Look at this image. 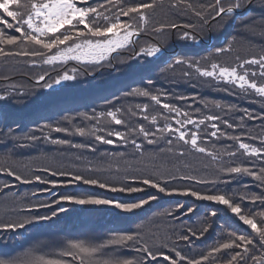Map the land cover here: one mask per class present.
I'll use <instances>...</instances> for the list:
<instances>
[{
	"label": "trees",
	"instance_id": "16d2710c",
	"mask_svg": "<svg viewBox=\"0 0 264 264\" xmlns=\"http://www.w3.org/2000/svg\"><path fill=\"white\" fill-rule=\"evenodd\" d=\"M31 2L33 0H18V4L11 5L10 8L18 13H24L26 18L24 6L30 5ZM136 2L138 0H90V3L79 5L95 7L98 4H106L114 9L120 4L128 6ZM143 2L156 5L155 10L148 15L149 30L135 39L134 46L130 43L120 49L118 54L112 56L111 62H105L102 67L84 68L76 61H68L66 64L58 63L54 66L42 65L33 68L30 60L0 57V95L10 96L7 101H0V165L11 164L28 178L40 175L44 180L57 181L61 178L51 177L43 169L78 171L92 166L98 169L96 174L100 179L112 181L117 177L109 172V168H119L122 176L130 166L133 169L151 168L155 164L162 170L172 171L175 175L219 179L220 182L215 186L176 181L169 187H192L204 194H224L226 198L231 197L232 202L242 206V214L253 215L259 221L260 218L256 214L264 212V205L259 201L253 203L251 197L253 194L264 196V186L261 182L246 174L229 175L219 171V168L223 165L255 166L256 171L259 172V169L264 167V164L259 163L258 160L253 165L252 161L256 158L247 157L242 150H239L236 141L227 138V136L241 135L246 137L251 130V135L256 136L257 139H244V142L254 147H264L259 142V138L264 137V121H250L245 118L243 130L239 128L243 109H248L259 116L264 113V101L254 92L246 95L232 84L218 81L216 78L201 77L187 64H177L176 61H199L201 67L211 70L213 62L223 66H236L239 63L236 59L238 56L246 60L252 55L258 56L264 53V0H245L243 7L235 10L231 17L209 21L202 29L191 33L198 39L195 43L180 38L187 30L184 28L170 30L161 37L152 34V29L160 24L196 23V18L191 11H185L183 4L180 8H172L173 0H143ZM185 2L207 10V5L214 0H185ZM104 13L105 10L101 9V14ZM7 20L13 22L10 17H7ZM100 23L103 24L104 21L101 19ZM0 28L10 35H19L14 29H7L4 25H0ZM151 45L162 48V51L153 57L147 56L146 53L137 57L136 54L141 48L147 49ZM229 46L232 48L231 52L216 55V48ZM37 64H40V61H37ZM73 67H79L81 74L72 80L54 83L64 72L72 75ZM252 70V67L248 68L249 72ZM254 70L259 72L258 67ZM238 71L241 75L244 73L243 69ZM185 72H191V76L185 77ZM44 73H47L45 81L38 83L37 76ZM46 84L51 87H45ZM137 90H147L150 94L147 97L139 96L136 95ZM152 95L157 96L160 102L153 101ZM164 103L189 112L196 120L204 119L209 115L222 117L218 127L222 132H226L227 136H218L206 144H201L209 152L215 153L219 157L218 160H213L212 156L206 154H199L190 147H185L183 149L185 155L177 158L176 153L180 149L174 147L173 153H168L166 140L160 141L158 145L147 144L143 135L139 133L141 126L150 132H157L159 128L165 126L167 117L168 122L176 127L171 118L174 114L167 113L163 108ZM217 104L220 107H216ZM230 105H236L237 108L230 111ZM116 109L120 111L116 112ZM109 111L116 112V118L123 123L115 124L112 118L107 116ZM100 113H104V116L100 117ZM85 115L96 116L98 120L89 121ZM153 117L156 118L155 121ZM223 120L233 123L234 128H227ZM57 127L66 128L68 131L56 132L54 129ZM77 127L85 128L86 131L101 129L99 134L105 135L109 131L129 134V140L135 138L142 145L145 156L155 157V161L142 160L131 144L124 146L122 141L112 145H99L93 136H80L76 133ZM9 129L13 130L11 134ZM187 130L195 131L196 128L190 125ZM205 131L210 135L211 123L200 126L202 140ZM31 135L38 139L28 140L27 137ZM45 136L51 139L46 140ZM110 138L116 140L114 136ZM56 139L68 140L70 144L60 145L51 142ZM173 143H176L174 139ZM71 145H96L98 151L93 153L88 147L78 148ZM160 149L165 151L161 153ZM226 151L238 154L229 159L225 155ZM121 153H124L122 159ZM177 169L180 171H176ZM10 182L14 187L0 193V222L50 215L52 211H57V206L52 204L53 200L58 199L57 192L60 195H99L121 202H138L139 199H147L149 195H156L158 198L133 212H123L110 206L65 204L66 211L51 220L33 222L15 232L0 230V259L13 257L36 245L40 247L41 252H55L67 241L83 239L87 235L96 237L97 242H103L111 231H135L137 224L142 222L144 224L142 234H149L159 239L167 238L170 248L175 246L188 258L199 259L201 254H207L211 248L228 242L231 233L254 238L256 244L254 255L264 251L260 248L259 237L252 232L250 226L239 221L238 216L231 213L226 205L215 202L198 201L189 196L176 194L166 195L152 188H147L144 192L127 194L83 184L68 188L60 187L55 189L51 196L43 194L33 200L32 194L38 189L52 186L43 183L22 184L15 182L12 177L0 175V185ZM212 188L215 191L209 192ZM245 193L248 196L242 199ZM37 202L52 206L24 212L19 217L16 215L17 210L26 209ZM177 203H183L185 211L187 207L194 206V212L182 216L175 225L167 217L157 215L173 209ZM213 211L216 212L215 216L212 215ZM176 215L181 214L178 212ZM173 226L178 229L182 226L192 227L199 238L191 237L188 242L178 241L176 234L169 231ZM204 229L207 231L200 236L199 233ZM183 234L188 233L185 231ZM240 250L222 251L219 259L213 260L212 264H224V261L235 251ZM107 251L110 253L113 249L109 248ZM164 251L168 252V249ZM120 254L129 258L136 255L135 251L129 249H120ZM169 254L175 259L174 252ZM155 264H165V262L159 257Z\"/></svg>",
	"mask_w": 264,
	"mask_h": 264
},
{
	"label": "snow or ice",
	"instance_id": "6c2138e0",
	"mask_svg": "<svg viewBox=\"0 0 264 264\" xmlns=\"http://www.w3.org/2000/svg\"><path fill=\"white\" fill-rule=\"evenodd\" d=\"M245 0H214L213 3L207 5V10L203 8H196L191 3H186L185 0H173L171 4L172 8H180L184 5L185 11H191L192 15L196 18V23L177 24L170 22L167 24H160L152 29V34L157 37L163 36L166 32L173 29L184 28L187 29L180 37L182 40L198 42L195 35L191 34L197 30L202 29L204 25H207L209 21L224 20L233 15L235 10L243 7ZM81 3H90V0H33L30 5H25L26 18L24 13H18L11 10L10 6L18 4V0H0V25L6 26L7 29H14L19 35H10L7 31L0 28V57L8 59L23 58L31 61V67H40L42 65H56L66 64L68 61H76L78 65L84 68L102 67L105 62H111V57L114 54H118V51L130 43H135L133 37L139 38L141 34L149 30L148 15L151 11L155 10V3H145L143 0H138L134 4L124 6L118 5L116 8L111 9L106 4H98L95 7H82L78 6ZM101 9L105 10V13L101 14ZM108 13H113L109 15ZM6 14V16L4 15ZM7 17L12 18V23L8 22ZM104 23L101 24L100 20ZM138 21V23H137ZM83 26V27H81ZM190 30V31H188ZM162 48L151 45L147 49L141 48L137 53V57L146 53L147 56L153 57L159 54ZM231 46L226 48H216V55H221L225 52H231ZM54 53V54H53ZM207 59V58H205ZM239 63L236 66H223L217 62L211 63V70L207 67H201L199 61L191 62L184 60H177V64H187L190 69H194L199 76L206 78H216L218 81H224L238 87L246 95L254 92L260 100L264 101V53L252 55L249 59H241L239 56L236 58ZM40 61V64H37ZM171 67V65H169ZM252 67L251 72L248 68ZM259 68V72L254 69ZM238 69H243L244 73L241 75ZM72 75L64 72L60 75L54 83H61L74 79L77 75L81 74L79 67H73L71 69ZM185 77L191 76V72H185ZM47 73L37 76V82L45 81ZM152 83V81H149ZM45 87H51V85H45ZM227 90V89H226ZM13 91L15 88L13 87ZM147 90H137L136 95L147 97L149 96ZM10 96L0 95V101H7ZM153 101L159 103L158 97L151 96ZM184 99V97H180ZM110 103V102H108ZM207 107V105H205ZM146 107V106H145ZM216 107H220L219 104ZM163 108L167 110V113L171 115L176 127L168 122V118H165V126L159 128L157 132H150L143 126L139 128V133L143 135V139L148 145H158L162 140L167 141V152L173 153V148L180 149L176 155L177 158L185 155L184 148L190 147L192 150L199 154H206L212 156L213 160H218L219 157L209 152L205 146L211 140L218 136H227L226 132H222L218 127V123L222 117L216 115L206 116L204 119L196 120L192 114L187 111H181L179 107L163 104ZM236 105H230L229 110H235ZM120 109H116L119 112ZM197 111H199L197 109ZM116 112L109 111L108 117H111L115 124L120 125L122 120L116 118ZM100 117L104 116V113L99 114ZM85 118L89 121L96 119V116H87ZM146 118V117H145ZM255 121H264V113L257 116L254 112L243 109V116L240 117L239 128L243 130L244 119ZM70 119V118H68ZM153 117V121H155ZM206 123H211L212 131L210 135L205 131L203 140L201 139L200 126ZM224 125L227 128L233 129V123L228 120H223ZM194 125L196 130H187L188 126ZM45 127H51L45 125ZM13 130L9 129V134ZM56 132H67L66 128H55ZM101 129H92L86 131L85 128L77 127L75 132L80 136L91 135L99 145H112L117 142H123L124 146L131 144L141 157V159H151L155 161V157H146L142 149V145L137 142L135 138L129 140V134L121 133L120 131H109L107 135L99 134ZM166 134V135H165ZM115 137L116 140L110 138ZM190 137V139H189ZM46 140L51 138L44 137ZM228 139L236 141L238 143L239 150H242L247 157L256 158L252 161L255 165L258 160L259 163L264 164V147H254L250 143L244 142V139L256 140L257 137L251 135L249 130L248 135L241 136H227ZM30 141H35L38 137L31 135L27 137ZM175 140V144L173 143ZM54 144L66 145L70 144L68 140L56 139L51 140ZM261 145H264V137L259 138ZM72 147H88V150L95 153L98 151L96 145H71ZM165 150L160 149L163 153ZM237 152H225V155L231 159L235 157ZM124 153L120 154L122 159ZM79 159V157L77 158ZM43 171L49 173L51 177H60L61 180L54 179L44 180L40 175H34L30 178L23 176L13 165L6 164L0 165V175L14 178L15 182L22 184L43 183L49 184L51 188H45L37 190L32 194V199L43 194L52 195L53 191L57 188H68L72 185L83 184L87 186H94L100 189L108 190L111 192L133 194L138 192H144L147 188L156 189L158 193H164L166 195H182L195 198L198 201L215 202L220 205H226L230 209L231 213L238 216L239 221H242L244 225L250 226L253 233L259 237L260 248L264 249V212H259L256 215L259 216V221L253 215L242 214V206L238 203L232 202L231 197H227L224 194H204L200 190L192 187L176 188L169 187L176 181H186L189 184H201V185H217L219 179L209 180L194 175H175L172 171L162 170L160 166L153 165L151 168L140 167L133 169L131 166L128 170L124 171L121 176V170L119 168H109V172L113 173L117 179L107 180L100 179L98 169L89 166L83 170H61V169H48ZM176 171H180L177 169ZM219 171L232 174H246L255 178L261 182L264 186V167L256 171L255 166L244 167L235 166L229 167L223 165L219 168ZM230 182V181H228ZM139 184L141 186H132ZM14 187L13 183H5L0 185V193L10 190ZM215 191L214 188L209 189V192ZM58 199L52 201V204L57 206V211H52L50 215L44 216H32L31 219L21 218L7 222H0V230L5 232H15L18 229L25 228L33 222L51 220L59 215V213L65 212V204H78V205H94V206H110L120 209L123 212H133L136 209L143 208L144 205L158 198L156 195H149L147 199H139L138 202H121L115 199H107L99 195H75L64 194L60 195L56 193ZM248 194L245 193L242 199L247 198ZM252 202L259 201L264 205V196L251 197ZM52 204H45L37 202L30 207L19 209L16 211V215L19 217L24 212H31L41 207L50 208ZM195 207H187L183 203H177L171 210H165L163 213L157 215L167 217L168 220L175 225L182 216H187L189 213L194 212ZM180 216H177V213ZM213 216L216 212L213 211ZM144 228L143 222L137 224L136 230L131 232L111 231L108 238L103 242H97L96 237L87 235L83 239L69 240L62 247L55 252H41L38 245L25 249L19 252L13 257L0 259V264H155L159 257L163 258L165 264H212L213 260L219 259V254L222 251H232L235 249H241L235 251L229 259L224 261V264H264V251H260L259 255H254L253 251L256 249L254 238H249L247 235L230 234V239L226 243H222L219 247H213L207 254H201L199 259L188 258L181 254L180 250H177L175 246L169 247V240L159 239L149 234H142ZM170 232L176 234L177 240H183L185 242L190 241L191 237H197V232L192 227L176 228L173 226L169 229ZM188 234H183L184 232ZM204 231L199 233L200 236L204 235ZM112 248V252L107 250ZM120 249H129L135 251L136 255L132 257H125L120 254ZM168 249V252L164 251ZM175 253V259L169 254Z\"/></svg>",
	"mask_w": 264,
	"mask_h": 264
},
{
	"label": "rangeland",
	"instance_id": "374dc122",
	"mask_svg": "<svg viewBox=\"0 0 264 264\" xmlns=\"http://www.w3.org/2000/svg\"><path fill=\"white\" fill-rule=\"evenodd\" d=\"M78 6H80L79 4H78ZM82 7H85V6H82ZM127 47V46H126ZM125 48V47H124Z\"/></svg>",
	"mask_w": 264,
	"mask_h": 264
}]
</instances>
